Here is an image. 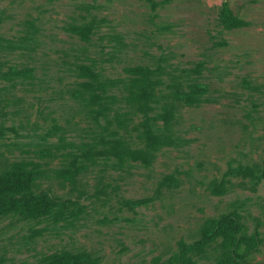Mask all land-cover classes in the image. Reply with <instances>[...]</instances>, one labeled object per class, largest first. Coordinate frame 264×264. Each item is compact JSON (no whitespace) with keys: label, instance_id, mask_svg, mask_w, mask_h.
I'll return each instance as SVG.
<instances>
[{"label":"rangeland","instance_id":"rangeland-1","mask_svg":"<svg viewBox=\"0 0 264 264\" xmlns=\"http://www.w3.org/2000/svg\"><path fill=\"white\" fill-rule=\"evenodd\" d=\"M24 66L31 75L12 71ZM136 71L157 93L134 109L127 138L147 154L84 160L66 189L43 179L74 205L0 217V264H43L63 250L95 264H154L227 213L261 240L246 264H264V0H0V160L47 175L81 160L111 137L121 103L105 98ZM89 82L101 103L74 96ZM179 89L198 101L167 97ZM205 248L197 264H224L221 239Z\"/></svg>","mask_w":264,"mask_h":264},{"label":"trees","instance_id":"trees-1","mask_svg":"<svg viewBox=\"0 0 264 264\" xmlns=\"http://www.w3.org/2000/svg\"><path fill=\"white\" fill-rule=\"evenodd\" d=\"M227 18L234 17L227 8ZM33 67H13L17 74L31 75ZM137 78L131 84L124 85L119 95H109L105 99L116 100L121 106L116 107L108 118L112 135L98 144L86 145L81 150L82 158L73 156L67 166L52 169L51 174H38L27 164L0 160V217L15 216L23 219H36L51 213L63 214L74 202L68 196L51 193L43 187V179L55 182L61 189L76 186L79 176L86 170L84 160L94 163L95 156H113L115 158L136 159L147 154L145 147L133 148L127 138L131 137L130 127L134 118V109H145L156 101L157 93L154 83L144 71H136ZM92 82L81 89L72 90L74 96L87 92L88 96L101 103L102 96L95 94ZM189 88L200 93L207 91L205 84H193ZM174 95H168L174 101L191 103L198 99L193 94L179 89ZM49 151V150H45ZM46 152V153H47ZM168 177V176H167ZM170 177L165 178L168 182ZM221 239L226 249L224 264H246L248 255L255 251L261 240L257 234L249 237L244 233V226L236 214H222L218 218L207 220L200 229L199 238L191 242H183L175 253L165 260H156L154 264H197L196 260L206 255V246L210 242ZM43 264H95L94 259L86 252H61L44 258Z\"/></svg>","mask_w":264,"mask_h":264}]
</instances>
